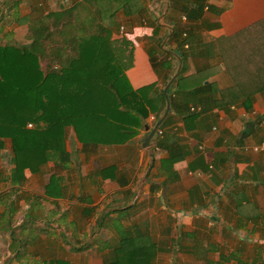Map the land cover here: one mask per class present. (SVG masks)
Instances as JSON below:
<instances>
[{"label": "crops", "instance_id": "crops-1", "mask_svg": "<svg viewBox=\"0 0 264 264\" xmlns=\"http://www.w3.org/2000/svg\"><path fill=\"white\" fill-rule=\"evenodd\" d=\"M196 1H203V7L191 17L180 11L170 14L167 6L165 8L167 0H141L140 11L131 14L121 11L120 16L124 19V26L120 28H127L123 35L134 36L133 63L125 70L133 89L154 83L153 90H156L166 77L163 91L167 85L168 88L173 85L171 91H176L175 86L180 87L182 93L173 95L175 106L188 102L191 112L200 110V105L195 104L196 95L188 96L186 92L202 80L214 84L209 95L210 108L196 118L187 119V124L183 121L185 115L172 111V122L167 128L175 131L183 156L171 166L163 167L162 160H166L168 154L155 146L158 136L153 135L148 145L143 146L144 138L155 124L151 112L144 128L132 139L123 144L99 145L93 151L84 152L81 144L72 140V128H69L68 143L79 152V164L72 165L70 159L68 166L60 167L58 162L49 160L38 172L26 169L25 180L20 185H11L8 181L0 183V195L5 192L7 197L3 202L4 210L11 212L8 215L12 216L13 229L20 205L29 207L33 213L39 210V214L41 210L36 205H41L45 199L66 200L68 198L62 195L64 191L80 200L73 202L81 205L82 212L84 208L90 209L95 217L100 208L93 196L103 197L104 194L108 201L102 214L110 213L106 218L108 222L118 218V212L114 211L135 200L129 214L123 217L126 219L118 218V226L122 229L134 226L150 235L157 248L151 264H264V150L251 149L264 141V86H255L258 75L249 68L240 73L234 63L239 55L234 51L243 56L244 51L249 53L248 62H264V56H255L259 54L256 38L264 37V27L260 26L264 25V0ZM256 23L260 27H254ZM172 31L177 33L176 38ZM164 34L159 48L167 43V48L163 49L172 57L160 60L156 53H151L156 48L157 37ZM261 53L264 52L261 50ZM159 60L166 62L156 69L153 65ZM246 82L247 89L236 90V83ZM233 87L231 93L238 98L236 102L225 107L212 106L214 100L220 98L217 89ZM249 94L252 106L246 110L241 101ZM5 142L9 149V140ZM150 160H154L152 166ZM191 163L195 170L189 168ZM204 164H208L206 168L202 167ZM4 165L5 175H9L10 164L4 161ZM109 165L116 169L111 171L114 177L103 178L101 172ZM64 171L73 172L74 176L70 174L68 180L65 175L67 181H62ZM52 174L55 181L51 192L54 194L48 196L45 188ZM116 176L126 182L114 179ZM80 178L87 186L79 183ZM35 181L39 184H34ZM3 183L10 192L2 189ZM126 191L132 193L129 198ZM18 194H22V200ZM125 200L126 204H121ZM102 252L98 253L103 259L99 264H104L110 250L104 252L105 255ZM93 263L94 260L89 262Z\"/></svg>", "mask_w": 264, "mask_h": 264}, {"label": "trees", "instance_id": "trees-1", "mask_svg": "<svg viewBox=\"0 0 264 264\" xmlns=\"http://www.w3.org/2000/svg\"><path fill=\"white\" fill-rule=\"evenodd\" d=\"M17 3H14L15 8ZM167 5L170 14L180 11L184 16L191 17L202 9L203 1L167 0ZM117 9H122L125 14L135 13L142 9L141 0H73L67 6L40 11L33 16H16V23L28 24V41L20 44L0 41V183L8 181L11 185H20L25 180L26 169L31 173L38 172L49 160L63 166L69 160V152L65 149L69 128H72V140L80 143L84 152L87 149L93 151L99 145L129 141L144 128L150 112L154 115L153 122L159 118L165 109L166 94L170 109L160 125L162 134L156 138L155 146L168 154L166 160H162L163 167L171 166L183 156L175 131L167 128L172 122V111L185 115L183 121L187 124V119L196 118L210 108L209 95L214 84L202 80L186 92L188 96L196 95L195 104L200 105V110L191 112L188 102L180 104L182 107L175 106L173 95L182 93L180 87L175 86L176 91H171V85L164 93L166 77L156 90H153L154 83L133 89L125 70L133 63L134 43L126 35L113 36L112 26L116 24ZM165 36L155 40L157 50ZM172 36L176 38L177 33L172 31ZM256 42L259 54L255 56L264 55L261 53V50L264 52V37L256 38ZM256 42L253 45L256 46ZM234 53H239L234 61L239 72L249 68L254 75H258L254 85L263 87L264 62H248L249 53L245 51L242 52L244 56L238 51ZM166 60L155 61L157 64L153 67L164 66ZM246 86L247 82L236 83V90L247 89ZM234 89H217L220 98L214 100L212 106L225 107L236 102L238 98L231 93ZM241 104L246 110L250 109L251 94ZM28 124L32 126L28 127ZM166 128L168 132H165ZM6 139L10 142L9 149ZM4 161L10 164L9 175H5ZM189 168L195 170L194 163ZM111 171H116L115 167L106 166L101 175L103 178L114 177ZM114 179L126 182L121 177ZM54 181L52 174L45 188L48 196L54 194L51 192ZM125 193L129 194L127 198L132 195L129 191ZM134 203L135 200L114 212L122 218L129 214ZM121 204L125 205L126 200ZM9 212L0 221V229L13 230ZM89 212L90 209L84 208L82 213L87 216ZM109 215L104 213L100 216L99 227L107 225L105 221ZM118 218L112 223H117ZM118 227L120 233L111 246L110 255L104 258V264H151L157 248L150 235L138 228L132 231L130 227ZM11 243L13 247L18 246L15 239ZM71 249L77 251L83 246ZM50 264L67 263L55 260Z\"/></svg>", "mask_w": 264, "mask_h": 264}, {"label": "rangeland", "instance_id": "rangeland-1", "mask_svg": "<svg viewBox=\"0 0 264 264\" xmlns=\"http://www.w3.org/2000/svg\"><path fill=\"white\" fill-rule=\"evenodd\" d=\"M17 1L18 3L15 8L14 3ZM45 1H47L46 4L44 3ZM71 1L73 0H0L1 43L16 42L20 44L26 43L28 41L26 37L28 33V24L27 22L16 23V16H33L40 11L67 6L68 3H71ZM166 6H168L167 3H165V8ZM121 11L123 10L117 9L116 11V24L112 26L114 37L123 35L125 29H127L126 26L125 29L122 27V29L120 28V26L123 25L124 20L120 18L122 15ZM138 26L139 25L136 24V27ZM127 37L131 38L132 40V37L134 36L128 35ZM166 45L167 43L164 44L159 50L155 51L156 56L159 57L160 60L167 57L164 54L165 49H163L167 48L165 47ZM263 56L264 55H260L261 58H263ZM31 126L32 124H28V127ZM68 133L70 132L68 131ZM66 136L67 138L65 141V148L72 151V153L68 154V159H71L72 165L79 164L80 154H78L79 152H75L76 150L72 149L73 146L71 147L68 143L69 135ZM6 162L7 161H5V163ZM150 162L151 160L149 161V165ZM66 164L68 166V161L63 163V166ZM78 168L80 170L81 166L79 165ZM70 174L74 176L73 172L64 171V179H62V181H67V179L69 180ZM65 175L67 176V179L65 178ZM43 176L47 178V175ZM79 183L81 185L82 183L85 184L83 178L79 179ZM34 184L39 183L35 181ZM7 187L8 185L3 183L2 189L5 190ZM12 187L13 186H11L10 190H12ZM69 188L70 187H68V189ZM35 189H38V187L35 186ZM105 189V187L102 189L103 193L105 192ZM6 191L10 192L9 189H6ZM18 195L20 196V200H22V194ZM62 195L63 198L68 199L63 200L61 198L62 200L60 201L45 199L42 201L41 205H36V208L41 210L39 214V210H35L33 213L32 211L30 212L29 207L24 208V206L20 205V210L14 216V224L16 226V228L13 229L14 231L12 230L11 232V230L4 227L0 229V264H50V262L55 260L65 261L67 264H89L91 260H94L95 263L93 264H99L101 261H103V259H100L102 254L99 255L98 253H101L102 251V253H104L108 250H111V246L116 240L115 237L120 233V228L118 227L120 224L119 222L112 223V221L108 222L106 219L108 222L106 223L105 221L107 224L106 226L99 227L98 222L96 224L97 216L100 214L98 217L100 219L103 209H105L104 207L106 206L105 202H107L108 199H105L106 196H104V194L103 197L101 195L95 197L93 196V199H96H94L95 202L97 200L99 201V204L96 206L100 208V212L94 217L92 211H90L87 216L83 215L80 209L81 205H77L76 203L80 200H77L73 194L71 196L63 191ZM5 196V192L1 193L0 195V208H2V211L0 210V221L6 216L7 212L4 210L6 205L3 203L7 199ZM4 212L5 214H2ZM27 218L29 220H27ZM123 219H126V217ZM23 223H25L24 227L21 228L20 224ZM51 223L57 224L59 226L50 227ZM18 225H20V227ZM130 228L133 231L135 227L133 226ZM13 232H15L14 236H12ZM12 239L17 240L18 246L13 247V244L11 243ZM82 246L83 249L77 251L71 249V247ZM108 254L110 255V253Z\"/></svg>", "mask_w": 264, "mask_h": 264}, {"label": "water", "instance_id": "water-1", "mask_svg": "<svg viewBox=\"0 0 264 264\" xmlns=\"http://www.w3.org/2000/svg\"><path fill=\"white\" fill-rule=\"evenodd\" d=\"M175 54L177 56H180V52L178 50H175ZM169 85H167L164 89V93H167V88ZM170 109V102L168 99V95L166 94V105H165V109L163 111V113L161 114V116L157 119V121L155 122L153 128L150 130L149 134L144 138L143 141V146H147L149 143L150 138L153 135H157L156 129L161 125L162 121L164 120V118L167 116L168 112ZM147 127V126H146Z\"/></svg>", "mask_w": 264, "mask_h": 264}, {"label": "built area", "instance_id": "built-area-1", "mask_svg": "<svg viewBox=\"0 0 264 264\" xmlns=\"http://www.w3.org/2000/svg\"><path fill=\"white\" fill-rule=\"evenodd\" d=\"M151 120H153V116H151ZM156 132H157V136H159L162 134V129L160 127H158L156 129ZM251 149L253 151H263L264 150V141L259 143V144L253 145Z\"/></svg>", "mask_w": 264, "mask_h": 264}]
</instances>
